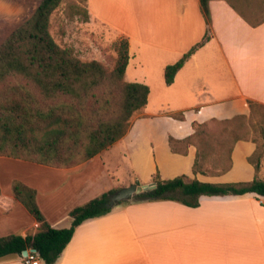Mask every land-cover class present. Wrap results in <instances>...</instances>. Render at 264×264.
I'll use <instances>...</instances> for the list:
<instances>
[{
	"label": "crops",
	"instance_id": "obj_1",
	"mask_svg": "<svg viewBox=\"0 0 264 264\" xmlns=\"http://www.w3.org/2000/svg\"><path fill=\"white\" fill-rule=\"evenodd\" d=\"M13 1L20 5V19L0 17L4 38L43 0ZM85 2L90 18L127 35L130 60L125 79L147 84L150 94L126 135L88 161L70 168L16 162L20 181L36 190L37 202L53 227H70L74 207L120 188L111 165L121 155L135 176L125 186L154 182L157 172L162 179L187 175L215 183L251 181L257 175L264 179V160L259 172L250 161L258 149L251 135L232 143L230 167L224 172L196 173L198 146L191 143L186 152H176L170 143L171 136H192L198 123L237 115L250 119V101L264 105V22L254 25L238 10L257 14L263 0H210L209 21L201 0H128L131 18L113 1ZM119 12L124 22H118ZM206 36L168 84L166 66ZM133 41L147 54L146 61L131 53ZM179 113L183 119L173 116ZM0 186V237L36 231L41 223L16 199L12 183L3 188L1 170ZM23 257H0V264H26ZM41 264L48 263L41 259ZM52 264H264V198L204 196L197 207L171 199L132 198L79 225Z\"/></svg>",
	"mask_w": 264,
	"mask_h": 264
},
{
	"label": "trees",
	"instance_id": "obj_2",
	"mask_svg": "<svg viewBox=\"0 0 264 264\" xmlns=\"http://www.w3.org/2000/svg\"><path fill=\"white\" fill-rule=\"evenodd\" d=\"M63 0H43L35 13L11 32L0 45V156L25 159L54 167L70 168L95 157L122 139L138 110L148 103L150 87L125 79L130 60L129 40L115 43L117 61L112 69L99 60L84 61L72 48L62 47L51 32V17ZM210 0H201L208 20ZM236 8L237 6L232 3ZM240 13L252 24L264 22V0L257 14ZM207 39L198 42L176 63L165 69L168 84ZM253 119L264 105L250 101ZM173 116L183 119L182 113ZM246 115L218 120L225 126L221 133L231 135L232 143L250 134ZM209 122L198 123L195 133L183 140L170 137L172 149L186 152L189 144L198 146L194 171L207 173L205 160L220 152L225 140L215 142ZM212 131V132H211ZM222 135V134H221ZM257 141V140H256ZM259 146L250 161L261 169V156L255 161ZM229 150V161H230ZM229 164L214 172H224ZM155 188L137 194L142 200L171 199L197 207L204 196H242L253 194L264 198V179L258 175L251 181L215 183L187 175L162 179L154 176ZM119 188H113L70 211L73 218L68 228H56L48 221L37 202V192L21 181L13 190L18 201L41 223L34 232L0 237V257L23 254L36 249L46 263L57 261L72 240L76 228L90 218L112 211L107 204ZM1 195V186H0Z\"/></svg>",
	"mask_w": 264,
	"mask_h": 264
},
{
	"label": "rangeland",
	"instance_id": "obj_3",
	"mask_svg": "<svg viewBox=\"0 0 264 264\" xmlns=\"http://www.w3.org/2000/svg\"><path fill=\"white\" fill-rule=\"evenodd\" d=\"M110 1L111 3L113 1L114 5H120L119 9H121L122 13L126 14V11L130 13L129 18L134 16V14L132 15V10L129 7V10L127 8L128 0ZM119 13L118 18L120 20L118 22H121L123 21L122 18L125 16L122 15L121 12ZM0 17L20 19V5L13 0H0ZM134 18L135 17H133V20ZM206 19L208 20L207 17ZM145 26L146 24L143 25L142 28L145 29ZM139 30L140 29H137V31ZM51 32L55 40L62 47L72 48L80 59L84 61L96 59L103 62L110 69L114 67L118 58V51L115 48V43L122 38H127L124 32L111 28L101 20L90 18L88 10L86 9L85 0H63L52 14ZM0 33L3 34V36L2 34L0 36L1 45L6 39L4 38V34L6 33L4 27L0 29ZM131 53L134 55L136 54L142 61H146L147 54L143 51L142 47L134 41L132 43ZM246 122L250 131L249 135L257 140L259 146V152L254 160L257 161L259 156H261V160H264V109L259 110L253 119L249 120L247 118ZM209 123V130H212L213 132H211L216 135L214 143H218L219 146L221 141H223V143L225 140L228 141L221 147L222 150L220 152L214 153L205 160V166L210 170L223 169L230 162L229 150L232 145L231 135L229 132L221 133L225 126L218 122L210 121ZM195 127L197 128V125ZM0 158L8 161L6 164L0 161L1 180L3 182V188L7 189L9 183H12L13 186L15 180L20 182V166L16 164V162H19V159L6 156H1ZM111 173L116 178L115 180L120 185V188L126 187L125 185L131 180L135 181V176L130 168L129 160L122 155L117 158L116 164L111 165ZM133 199L136 201L141 200L137 197V194ZM20 256L23 257L22 255Z\"/></svg>",
	"mask_w": 264,
	"mask_h": 264
},
{
	"label": "water",
	"instance_id": "obj_4",
	"mask_svg": "<svg viewBox=\"0 0 264 264\" xmlns=\"http://www.w3.org/2000/svg\"><path fill=\"white\" fill-rule=\"evenodd\" d=\"M155 182L147 183V184H139L134 183L129 186L118 189L115 193H113L108 202V206L110 208H114L116 205L120 204L123 201L132 199L136 194H140L142 192L148 191L156 187ZM32 251H37L36 249H31ZM30 253L29 249L23 251V256L27 257Z\"/></svg>",
	"mask_w": 264,
	"mask_h": 264
},
{
	"label": "built area",
	"instance_id": "obj_5",
	"mask_svg": "<svg viewBox=\"0 0 264 264\" xmlns=\"http://www.w3.org/2000/svg\"><path fill=\"white\" fill-rule=\"evenodd\" d=\"M26 264H41V258L37 251H31L27 257H24Z\"/></svg>",
	"mask_w": 264,
	"mask_h": 264
}]
</instances>
